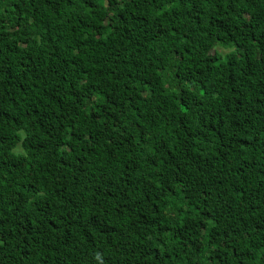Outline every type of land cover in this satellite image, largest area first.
<instances>
[{
	"label": "trees",
	"instance_id": "obj_1",
	"mask_svg": "<svg viewBox=\"0 0 264 264\" xmlns=\"http://www.w3.org/2000/svg\"><path fill=\"white\" fill-rule=\"evenodd\" d=\"M0 264H264V0H0Z\"/></svg>",
	"mask_w": 264,
	"mask_h": 264
},
{
	"label": "rangeland",
	"instance_id": "obj_2",
	"mask_svg": "<svg viewBox=\"0 0 264 264\" xmlns=\"http://www.w3.org/2000/svg\"><path fill=\"white\" fill-rule=\"evenodd\" d=\"M230 49V51H232V49L233 48H229ZM216 51L218 52V54H220V55H223V54H225L226 53V51L224 50V49H220V48H216Z\"/></svg>",
	"mask_w": 264,
	"mask_h": 264
}]
</instances>
